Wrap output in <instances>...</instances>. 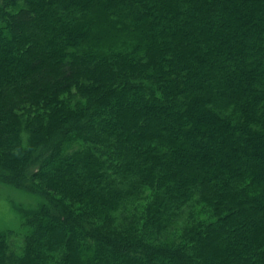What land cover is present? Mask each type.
I'll list each match as a JSON object with an SVG mask.
<instances>
[{"label":"trees","instance_id":"1","mask_svg":"<svg viewBox=\"0 0 264 264\" xmlns=\"http://www.w3.org/2000/svg\"><path fill=\"white\" fill-rule=\"evenodd\" d=\"M0 184V264H264V0H0Z\"/></svg>","mask_w":264,"mask_h":264},{"label":"rangeland","instance_id":"2","mask_svg":"<svg viewBox=\"0 0 264 264\" xmlns=\"http://www.w3.org/2000/svg\"><path fill=\"white\" fill-rule=\"evenodd\" d=\"M20 191L16 189H8V186H3L0 184V228H8L9 230H17L20 225L19 214L14 209L15 206L21 205L22 208L26 209V207H30L35 203H38L37 199L33 196H29L26 193H21L22 197L20 196ZM28 197L29 199L25 200L23 197ZM28 203V204H27ZM27 204V206H26ZM25 205V206H24ZM16 227V228H15Z\"/></svg>","mask_w":264,"mask_h":264}]
</instances>
